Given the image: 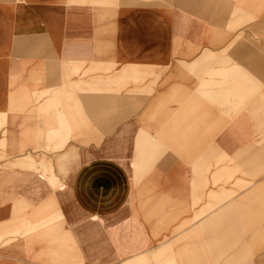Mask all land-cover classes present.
Listing matches in <instances>:
<instances>
[{
	"label": "crops",
	"instance_id": "obj_1",
	"mask_svg": "<svg viewBox=\"0 0 264 264\" xmlns=\"http://www.w3.org/2000/svg\"><path fill=\"white\" fill-rule=\"evenodd\" d=\"M263 16L0 0V264H264Z\"/></svg>",
	"mask_w": 264,
	"mask_h": 264
},
{
	"label": "rangeland",
	"instance_id": "obj_2",
	"mask_svg": "<svg viewBox=\"0 0 264 264\" xmlns=\"http://www.w3.org/2000/svg\"><path fill=\"white\" fill-rule=\"evenodd\" d=\"M236 12H239L238 10H236ZM242 20H243V22L245 21V20H250V19H252L253 17L252 16H249V15H246V14H243L242 13ZM263 21H260V23L259 24H263V26H264V16H263ZM249 35H251V37L253 36V37H256V39H257V37H259V38H264V32L263 33H253V34H249ZM239 36H241V34L239 35ZM208 55H210V56H208ZM214 55H213V53H208L207 54V57H213ZM227 70H228V73H230V72H232V71H234L235 72V70H239V66H237V65H231L230 67H227ZM242 264H249L248 263V258L247 257H245L244 256V258H243V263Z\"/></svg>",
	"mask_w": 264,
	"mask_h": 264
}]
</instances>
